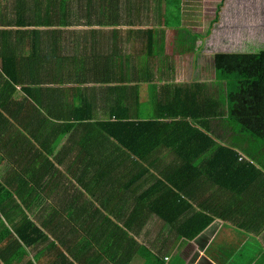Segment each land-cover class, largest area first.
Instances as JSON below:
<instances>
[{"label": "trees", "instance_id": "16d2710c", "mask_svg": "<svg viewBox=\"0 0 264 264\" xmlns=\"http://www.w3.org/2000/svg\"><path fill=\"white\" fill-rule=\"evenodd\" d=\"M151 2L0 0V78L5 77L2 86L6 97L11 98L16 86H20L21 96L28 97L36 112L56 121L63 120L56 122V136L51 140L55 143L62 134H73L78 126L91 124L88 121L93 119V131L96 133L90 136L87 132V139L81 143L83 155H90L86 143L92 141L94 150L105 144L109 148L110 161L129 160V170L137 171L136 167H139L141 176L146 173V170L141 171V162L153 164L155 154L164 147L170 148L178 160L177 164L182 167H172L174 173L171 168H163L161 176L166 183L154 185L155 188L160 187L161 193L175 197L167 202V211L171 207H186L185 198L197 200L187 195L181 168L187 165L189 176H207L211 181L205 186L207 191L214 187L215 192L228 195L224 201L225 211L220 213L209 205L202 206L213 216L200 213L185 221L177 234L186 240L191 241L200 235L212 223V217L241 226L242 223L230 215L235 204L247 212L245 218L263 223L264 43L259 45V50L213 54L214 80L210 85L194 83L176 90L170 99L167 92L163 97L156 96L155 90L150 95L152 98L148 99L151 114L147 118L133 114L127 99L124 101L123 96H129V87L88 86H102L112 80L126 82L119 68V65L123 67L124 60L130 63L131 57L125 51H141L143 63H149L152 51H155L156 30L146 16L152 12L157 16L161 13L178 17L180 12L178 5L160 8ZM221 6H217L211 25L218 20ZM79 25L85 28L74 27ZM123 25L129 28L119 33V27ZM108 26L115 28L107 29ZM185 38L183 41L193 46L192 41ZM132 40L138 45H134L133 50L130 48ZM179 49L184 50L182 40ZM17 50H29L28 55L20 56ZM95 51L110 52H98L97 55ZM132 73L135 76L140 74ZM150 80L151 75L148 82ZM133 90L131 88V95ZM91 93H95L94 99H91ZM135 103L137 108L139 103ZM20 110L21 107L18 108ZM97 112L104 116L97 117ZM19 146L11 142L1 144V151L8 156L7 163L12 168L24 160L32 164L24 157L27 156V145L21 143ZM98 156L102 158L100 153ZM191 160H194V165L190 168ZM30 164H27L29 169L37 175ZM14 170L6 169L0 182V195L2 192L15 194L18 202L17 207L13 199H3L0 203V264H35L28 258L27 249L49 240L52 241L45 250L54 252V264H68L70 261L65 252L59 251L58 244L63 248L69 244L65 250L74 247L70 244L72 241L82 244L110 240L114 247L125 250L136 244L123 227L115 226L113 230L102 232L97 230L95 220L97 216H103L86 191H77L75 198L66 202L72 213L74 209L83 210V214L77 216L78 227L67 233L60 230V224L65 221H57L58 205L51 208L46 216L28 217L26 210L33 206L37 194L41 196L46 186L51 187L50 179L42 177L44 184L28 169L15 173ZM58 171L52 166L45 175L56 176ZM172 174L179 175L182 184L173 180ZM60 186L69 191L72 184L64 181ZM178 192H182L184 198L178 197ZM51 193L48 191V195ZM150 208L154 212L155 208L149 205ZM158 215L169 220L164 211Z\"/></svg>", "mask_w": 264, "mask_h": 264}, {"label": "crops", "instance_id": "0c3cea01", "mask_svg": "<svg viewBox=\"0 0 264 264\" xmlns=\"http://www.w3.org/2000/svg\"><path fill=\"white\" fill-rule=\"evenodd\" d=\"M151 1L153 6L160 8L167 5H178L180 12L178 17L176 15L163 16L161 13L157 16L152 12L146 16L156 30L153 44L155 51H152L153 56L149 63H143L141 57L144 55L141 51H125L131 57L130 63L124 60L122 61L123 67L119 65V68L126 82L120 83L112 80L102 86L88 84L90 88L122 85L129 87V96H123L124 101L127 99L130 108L132 107L131 110H134L133 114L138 113L143 118L150 116L148 99L155 90L156 96L163 97L164 92H167V98L170 99L180 88L189 87L194 83L210 85L213 82L214 78L211 81L209 79L208 59H212L210 56L212 57L216 52L223 51H216L211 55V51L207 49L206 41L209 40L208 44L210 40L213 43L217 42V34L221 33V25L213 27L211 21L220 3L222 7L224 4L243 5L239 3V0L236 2L235 0ZM219 19H221L220 12L216 22ZM164 22L170 25H165ZM127 27L129 28L123 25L122 29L125 31ZM197 35L198 38L195 37ZM184 38L192 41L193 46L186 44L183 41ZM181 40L183 51L179 49ZM132 43L134 48L136 43L134 40ZM161 48H164V51H158ZM17 51L18 55L25 56L28 55L29 50ZM98 52L108 53L110 51H95L97 55ZM132 72L140 74L135 76ZM150 75L152 80L148 82ZM4 78L3 76L0 78V182L4 178V171L8 168L12 169V172L15 169L14 173L28 169L36 179L44 184V179L49 178L51 185L43 189L45 192L41 196L37 194L38 197L35 198L33 206L26 210V215L30 218L39 214L46 216L48 211L52 210L51 208L58 205L60 210L57 221H65L64 224H60L62 227L60 230L67 233L70 229L78 227L77 216L83 214V210L74 209L72 213V208L67 206L66 202L74 199L77 191L87 192L103 216H97L95 220L97 230L102 232L113 230L115 226L123 227L129 231V235L136 242L127 250L114 247L110 240L104 243L89 241L82 244L72 241L73 243L70 244H74V247L70 250H65L69 244H65L64 248L58 244L59 251L68 255L70 260L68 264H264V222L258 223L253 218H245L244 215L247 212L244 208V212L241 208H237V204L232 207L230 215L232 219L242 223L241 226L234 225L231 221L225 222L219 217H212V223L191 241L177 234L181 230V225L193 216L200 213L213 216L202 206L209 205V208L220 213L225 211L224 201L228 195L220 191L215 192L214 187H210L207 191L205 186L211 184L207 176L199 178L189 176L187 174L189 169L186 165L184 169H180V175L185 179L183 184H186L187 195L197 200L192 201L185 198L186 207L180 204L181 209L171 207L167 211L169 207L167 202L175 197L168 193H161L160 187L155 188L154 185L166 183L161 176L163 168H171L174 173V168L182 167L177 164L178 160L170 148L164 147L155 154L153 164L141 162L143 168L141 171L146 170L142 176L139 167H136L137 171L129 170V160L110 161L109 148L105 144L99 145V148L97 146L94 150L92 141L86 143L90 155L84 156L81 148L83 139H87V132L90 136L96 133L93 131V119L88 121L91 124L78 126L73 134L70 132L62 134L60 140L55 143L51 140L56 136V122L64 121H56L36 112L34 104L28 101V97L21 96L20 86H16L14 94L11 98H7L2 86L5 82ZM49 87H54V85H49ZM58 87L62 86L58 85ZM131 88L134 89L132 95ZM94 94H90L91 99H94ZM136 101L139 103L137 108ZM19 107H21L20 111H18ZM96 116L100 118L104 114L97 112ZM3 142H11L17 147H20L21 143L26 144L28 150L27 156L24 157L30 159L32 164L24 160L25 163L16 164L12 168L13 166L7 163L8 156L1 151ZM10 152L12 153L11 150ZM43 152L46 154L45 157ZM49 152L51 155H48ZM131 156L134 157L132 154ZM27 164L37 171L39 177L29 169ZM191 165H194V160H191L190 168ZM52 166L59 169L57 175H45L49 173ZM178 176L172 174L171 177L182 184L183 180L179 181ZM64 181L72 184L69 191H65L60 186ZM48 191L52 192L51 195H48ZM177 195L184 198L182 192H178ZM15 196V194L7 195L2 192L0 203L3 199L6 201L13 199L16 206L18 202ZM149 205L155 208L154 212L151 208L149 209ZM161 211L166 213L165 217L167 216L169 220L158 215ZM66 221H68L67 224ZM66 237L68 238V235ZM49 241L27 249L28 258L33 263L54 264V252L45 250ZM40 246L42 248L38 249ZM43 255L47 256V263H40V257Z\"/></svg>", "mask_w": 264, "mask_h": 264}, {"label": "rangeland", "instance_id": "374dc122", "mask_svg": "<svg viewBox=\"0 0 264 264\" xmlns=\"http://www.w3.org/2000/svg\"><path fill=\"white\" fill-rule=\"evenodd\" d=\"M234 2H236V0ZM239 3L243 5H238L236 3L234 6L226 4H224L223 7L221 6L219 11L221 19L211 25L213 27L221 25V33L217 34V42L213 43L212 40H210V44H208L209 40L206 41L207 49L211 51V55L216 51L243 52L250 51L251 49L259 50V45L264 43V0H239ZM74 27L85 28V26L81 25ZM111 28L112 27L109 26L107 27V29ZM119 29H121L119 33L124 32L122 26H120ZM243 47L246 49H242ZM130 48L133 50L132 41ZM159 51H164V48L159 49ZM122 53H124V51H122ZM210 58L212 57L210 56ZM208 64L210 66L209 79L211 81L214 78L212 59H208ZM219 96L223 98V96ZM148 114H151V112ZM41 248L42 246L38 249ZM43 262H48L46 255L40 257V263Z\"/></svg>", "mask_w": 264, "mask_h": 264}]
</instances>
